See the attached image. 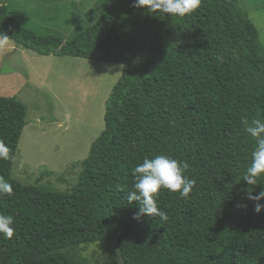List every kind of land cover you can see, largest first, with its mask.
<instances>
[{
    "label": "trees",
    "instance_id": "trees-1",
    "mask_svg": "<svg viewBox=\"0 0 264 264\" xmlns=\"http://www.w3.org/2000/svg\"><path fill=\"white\" fill-rule=\"evenodd\" d=\"M0 35L42 56L124 65L105 128L69 191L14 178L27 107L0 96V141L10 156L0 159V177L13 188L0 194V214L15 229L10 239L0 234V264H79L72 249L104 241L116 243L124 264H264V211L245 198L264 190V176L257 186L243 181L257 141L241 123L264 121V45L239 0H201L185 16L111 0L68 41L37 34L0 4ZM156 155L187 162L196 184L187 199L160 190L167 220H137L138 205L126 199L132 169Z\"/></svg>",
    "mask_w": 264,
    "mask_h": 264
},
{
    "label": "rangeland",
    "instance_id": "rangeland-1",
    "mask_svg": "<svg viewBox=\"0 0 264 264\" xmlns=\"http://www.w3.org/2000/svg\"><path fill=\"white\" fill-rule=\"evenodd\" d=\"M83 1L0 0V3L7 4L11 14L22 21L29 18L27 25L40 33L49 24L30 18L34 6L33 10L39 13H62L61 24L66 26L70 38L106 11V7H96L98 17L95 12L79 23L77 10ZM239 2L249 13L264 45V0ZM123 70L120 63L42 56L10 39L0 43V96L16 97L27 107V125L13 166L17 181L63 192L76 184L81 171L79 163L88 156L92 143L105 128L106 104ZM46 170L53 174H44ZM249 239L257 241L255 235ZM72 254L79 264H124L114 241L81 245L72 249Z\"/></svg>",
    "mask_w": 264,
    "mask_h": 264
},
{
    "label": "clouds",
    "instance_id": "clouds-1",
    "mask_svg": "<svg viewBox=\"0 0 264 264\" xmlns=\"http://www.w3.org/2000/svg\"><path fill=\"white\" fill-rule=\"evenodd\" d=\"M201 0H134V7H144L149 12H163L171 16H185L199 8ZM0 43L7 40L6 35H0ZM241 123L244 130L256 139L257 145L251 154L250 166L243 174V181L250 186L259 185V179L264 176V121L259 119H243ZM0 159L9 160V148L0 141ZM187 162H178L167 155H156L151 159H144L132 169L135 183L133 190L126 194L129 205H138V211L134 219L139 220L141 217L148 216L151 218L160 217L167 220V214L158 207L157 194L162 188L170 192H178L180 198H189L196 181L185 175L188 168ZM12 185L3 177H0V194L11 195ZM247 200L254 202L253 210L259 214L264 211V190L253 195L252 192L246 193ZM238 208L246 209V203H238ZM14 220L10 215L0 214V234L6 239L12 238L14 234Z\"/></svg>",
    "mask_w": 264,
    "mask_h": 264
},
{
    "label": "crops",
    "instance_id": "crops-1",
    "mask_svg": "<svg viewBox=\"0 0 264 264\" xmlns=\"http://www.w3.org/2000/svg\"><path fill=\"white\" fill-rule=\"evenodd\" d=\"M90 2L88 1V0H84L79 6H80V8L77 10L79 13H80V16H79V23H81V22H84L88 17H90L91 15H93L95 12H96V7L98 8V7H106V10L110 7V5H111V0H107L106 2H104V0H103V4L101 3V0H91V3H90V5H86V4H89ZM0 4H3V3H0ZM7 5V4H6ZM35 7V6H34ZM33 7V8H34ZM33 8L31 9V12H33V14H31V15H33V16H31L30 18L31 19H36V20H39V21H41V22H44V23H48L49 24V26L44 30V32L43 33H40V32H38V31H36L35 29H33V28H31V27H29L28 25H27V23L30 21L29 20V18H27L26 19V15H25V12H23V11H21L22 12V16L26 19V21L27 22H24V21H22L20 18H17L16 16V18L21 22V24L23 25V26H25V27H27V28H29V29H31V30H33V31H35L37 34H40V35H48V34H54V35H57V34H55V33H58L59 35H57V36H60L61 38H63L64 39V41H68V40H70V39H72L73 37H75L78 33H80V32H75L74 33V35L72 36V37H70V38H68V35H67V33H66V29H65V27L66 26H63L62 24H61V20H63L62 19V16H61V14L62 13H60V14H57V15H51L50 13H48V14H43V13H39L38 11H34L33 10ZM9 11H10V13H11V10H10V7H9ZM13 11H15V12H17L16 10H13ZM19 12V11H18ZM35 15V16H34ZM96 17H98V13L96 12ZM100 17V16H99ZM98 17V18H99ZM98 18H97V20H98ZM96 20V21H97ZM95 21V22H96ZM94 22V23H95ZM93 23V24H94ZM93 24H91V25H93ZM91 25H89L88 27H90ZM87 27V28H88ZM87 28H85V29H87ZM84 29V30H85ZM83 30V31H84ZM51 32H55V33H51ZM82 32V31H81Z\"/></svg>",
    "mask_w": 264,
    "mask_h": 264
}]
</instances>
